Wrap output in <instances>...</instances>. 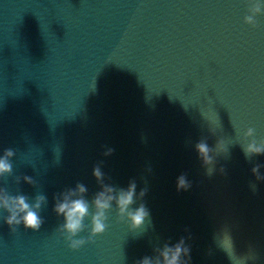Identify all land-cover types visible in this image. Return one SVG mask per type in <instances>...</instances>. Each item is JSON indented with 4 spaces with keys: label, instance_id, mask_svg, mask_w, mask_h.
<instances>
[{
    "label": "water",
    "instance_id": "obj_1",
    "mask_svg": "<svg viewBox=\"0 0 264 264\" xmlns=\"http://www.w3.org/2000/svg\"><path fill=\"white\" fill-rule=\"evenodd\" d=\"M248 8V0H0V156L15 153L0 187L29 202L47 198L38 231L11 232L0 209V264H135L182 237L190 264H264V180L251 171L264 155L248 159L241 146L264 140V14L253 27ZM200 141L213 149L210 165ZM98 165L107 184L134 180L137 196L146 188L133 207L150 215L131 231L113 205L106 231L73 250L57 232L54 197L83 183L91 202ZM181 175L186 191L177 190ZM84 223L76 239L88 237L90 216Z\"/></svg>",
    "mask_w": 264,
    "mask_h": 264
},
{
    "label": "clouds",
    "instance_id": "obj_2",
    "mask_svg": "<svg viewBox=\"0 0 264 264\" xmlns=\"http://www.w3.org/2000/svg\"><path fill=\"white\" fill-rule=\"evenodd\" d=\"M249 15L244 20L246 24L257 26L256 16L264 14V3L261 0H248ZM255 130L248 128L244 133V137L253 138ZM246 158L251 159L253 156L264 155V140L257 141L251 139L246 145H241ZM219 147V141L217 142ZM195 149L199 154V158L205 165L212 164L211 149L206 141H200L195 145ZM113 149L109 148L104 155L109 156ZM15 155L12 149H6L3 156H0V178L10 176L13 173V165L11 158ZM264 165L256 164L252 169V174L257 181L264 180V176L260 174V168ZM212 168L208 169V173H212ZM92 175L100 186V191L96 192L89 202L85 197L88 192L87 187L83 183H77L74 188H68L54 197L55 204L53 212L63 217V224L57 229V232L69 244L73 250L79 249L85 243L93 242L94 237L103 234L108 225L107 213L112 210L115 205L117 218L119 221L126 222L129 230L135 231L143 226L146 218L149 217V210L143 203L138 207H133L138 199H142L147 189H141L137 196V185L134 180L129 181L127 188H116L111 184L105 183V175L98 165L93 168ZM23 181L33 185L35 181L29 176H23ZM21 177H16V183L19 184ZM190 184L184 175L177 178V190H187ZM47 204V198L43 194H38L29 202V197L23 194L11 195L7 189L0 187V209H3L7 216L4 222L9 226L11 232H15L17 226L23 225L27 229L38 231L44 223L40 215L42 205ZM90 206L94 209L90 213ZM90 216V233L88 237L76 239L75 237L87 229L84 221ZM233 254V252H232ZM234 255V254H233ZM243 259V258H240ZM190 247L185 244L182 237L177 243L169 245L165 243L162 247L154 249L153 256H145L136 261L135 264H190Z\"/></svg>",
    "mask_w": 264,
    "mask_h": 264
}]
</instances>
